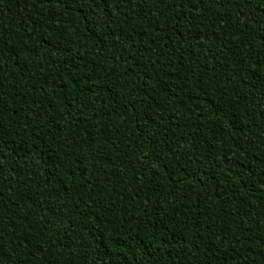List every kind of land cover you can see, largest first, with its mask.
I'll list each match as a JSON object with an SVG mask.
<instances>
[{
    "label": "trees",
    "instance_id": "16d2710c",
    "mask_svg": "<svg viewBox=\"0 0 264 264\" xmlns=\"http://www.w3.org/2000/svg\"><path fill=\"white\" fill-rule=\"evenodd\" d=\"M0 264H264V0H0Z\"/></svg>",
    "mask_w": 264,
    "mask_h": 264
}]
</instances>
